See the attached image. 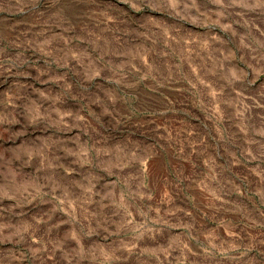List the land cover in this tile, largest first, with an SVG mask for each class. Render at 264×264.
Wrapping results in <instances>:
<instances>
[{"label": "rangeland", "instance_id": "1", "mask_svg": "<svg viewBox=\"0 0 264 264\" xmlns=\"http://www.w3.org/2000/svg\"><path fill=\"white\" fill-rule=\"evenodd\" d=\"M0 264H264V0H0Z\"/></svg>", "mask_w": 264, "mask_h": 264}]
</instances>
